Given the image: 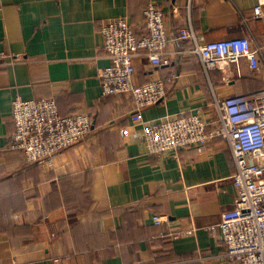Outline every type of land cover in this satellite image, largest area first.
<instances>
[{"label":"crops","instance_id":"obj_1","mask_svg":"<svg viewBox=\"0 0 264 264\" xmlns=\"http://www.w3.org/2000/svg\"><path fill=\"white\" fill-rule=\"evenodd\" d=\"M255 2L191 0V14L186 0H0V53L21 56L0 67V229L32 225L27 235L0 232V264H229L223 242L207 230L233 207L228 147L217 138L177 155H146L141 124L131 121V96L102 94L98 74L109 61L100 28L122 17L140 35L142 12L155 3L165 15L170 53L192 48L189 23L198 42L249 37L260 46L259 72L242 59L226 73L213 69L212 79L187 53L161 67L135 60L136 84L166 83L165 99L141 111L144 121L200 113L215 126L212 93L264 89V18L253 15ZM16 98H52L63 116L88 113L90 133L51 165L28 164L8 148ZM154 215L166 221L155 225ZM179 229L193 234L160 236Z\"/></svg>","mask_w":264,"mask_h":264},{"label":"built area","instance_id":"obj_2","mask_svg":"<svg viewBox=\"0 0 264 264\" xmlns=\"http://www.w3.org/2000/svg\"><path fill=\"white\" fill-rule=\"evenodd\" d=\"M186 6L191 7V0H186ZM253 15L264 18V0H256ZM164 18L158 5L148 3L142 12L140 35L126 18L102 24L103 50L109 61L98 74L102 94L131 96L135 105L131 121L141 124L139 139L146 155L161 156L167 152L177 155L190 146L205 147L217 138L224 141L235 167L231 176L234 203L207 230L223 242L227 263L264 264V89L226 97L212 93L216 125L210 126L200 113L144 121L141 111L165 99L166 83L161 79L141 85L134 82L136 59L145 57L152 65L161 67L168 66L173 54L179 53L197 57L206 77L213 69L226 73L230 65L238 66L242 59L248 62L251 71L259 72L261 47L249 37L198 42L189 23L185 37L193 42L192 48L170 53L165 50L168 38ZM7 56L0 53V65L5 64ZM11 113L15 128L8 148L19 151L27 163L45 161L51 165L59 151L84 139L92 125L88 113L61 115L52 98H16ZM120 134L125 137L126 129L121 128ZM164 220L166 217H152L155 225ZM187 232L190 231L179 229L163 234L178 238Z\"/></svg>","mask_w":264,"mask_h":264},{"label":"trees","instance_id":"obj_3","mask_svg":"<svg viewBox=\"0 0 264 264\" xmlns=\"http://www.w3.org/2000/svg\"><path fill=\"white\" fill-rule=\"evenodd\" d=\"M192 5V4H191ZM191 8H192V6L190 7V12H191V14H192V11H191ZM190 14V15H191ZM200 70H201V73H202V75L204 76V73L202 72V68H200ZM211 71H213V70H210L209 72H208V76H207V78H209V76H210V78L212 79V74H210V72ZM210 74V75H209ZM206 77V76H205ZM1 213L3 214V216H4V212H2L1 211ZM7 220H8V215H6V216H4ZM72 218H75V216H73V217H71V219ZM58 224H59V226H62V223L59 221L58 222ZM32 227V225H25L24 223H20L19 225H8V226H6V227H4L3 229H0V232H4V231H6L8 234H12V233H14V234H16V233H20V234H28V233H32V231H30V229H32L31 228ZM61 234V231L59 232V235Z\"/></svg>","mask_w":264,"mask_h":264},{"label":"rangeland","instance_id":"obj_4","mask_svg":"<svg viewBox=\"0 0 264 264\" xmlns=\"http://www.w3.org/2000/svg\"><path fill=\"white\" fill-rule=\"evenodd\" d=\"M122 18V17H121ZM117 19V18H116ZM106 22V21H105ZM102 50H103V46H102ZM103 52H104V50H103ZM103 55H104V57H105V53H103ZM16 58V59H13V58ZM21 60V56H14V55H8L7 56V58L5 59V64H3V65H0V67L1 66H5V65H8V64H14L15 62H17V61H20ZM89 133H90V131H89ZM88 133V134H89ZM87 134V135H88ZM86 135V136H87ZM85 136V137H86ZM83 140V139H82ZM80 142V141H79ZM78 143V142H77ZM77 143H75L74 145H76ZM74 145H72V146H74ZM72 146H70V147H68V148H71ZM68 148H66V149H68ZM11 150V149H10ZM12 151H16V150H12ZM16 152H18V153H20L19 151H16ZM180 152V151H179ZM178 152V153H179ZM21 154V153H20ZM22 156V155H21ZM150 156H154V155H150ZM161 156H163V155H161ZM161 156H156V157H161ZM25 161V160H24ZM41 162H43V161H41ZM27 163V162H26ZM28 164H35V163H28ZM157 216H159V217H162L163 219H164V216H160V215H157ZM165 221V220H164ZM187 231H190V232H187V233H184L183 235H181L180 237H183V236H185V235H192L193 234V231H192V229L191 230H187ZM161 237H163L164 239H166V240H168V241H173V240H177V239H179L180 237H178V238H174L173 236H171V235H164V234H162V235H160Z\"/></svg>","mask_w":264,"mask_h":264}]
</instances>
